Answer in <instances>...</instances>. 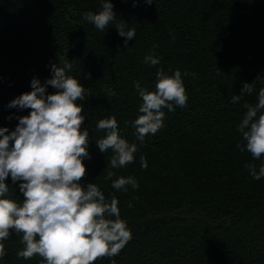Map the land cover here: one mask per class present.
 Here are the masks:
<instances>
[{
  "label": "trees",
  "instance_id": "obj_1",
  "mask_svg": "<svg viewBox=\"0 0 264 264\" xmlns=\"http://www.w3.org/2000/svg\"><path fill=\"white\" fill-rule=\"evenodd\" d=\"M103 2L0 0V128L12 131L30 113L8 105L32 90L33 78L43 84L52 64L70 62L66 74L87 90L77 102L91 156L83 160L81 183L96 184L106 199L114 195L132 233L117 256L94 264H264V177L256 180L245 168L254 164L258 171L264 157L237 148L244 143L242 105L256 103L264 87V0H110L126 30H136L127 47L115 25L100 31L83 19ZM148 54L159 64H146ZM160 69L181 72L188 99L174 111L162 109L164 126L141 143L132 124L142 104L135 85L155 91ZM244 83L253 92L233 104ZM113 116L119 135L138 148L133 163L120 169L108 167L113 153H101L95 142L105 136L97 122ZM108 171L115 173L110 180ZM121 176L134 177L139 187L112 188ZM5 183V198L22 203L21 181L13 184L9 175ZM21 238L12 232L0 241L6 251L0 264H46L39 255L17 256Z\"/></svg>",
  "mask_w": 264,
  "mask_h": 264
},
{
  "label": "clouds",
  "instance_id": "obj_2",
  "mask_svg": "<svg viewBox=\"0 0 264 264\" xmlns=\"http://www.w3.org/2000/svg\"><path fill=\"white\" fill-rule=\"evenodd\" d=\"M146 2L151 4L154 0ZM83 19L100 31L115 25L118 35L125 38V47L136 35L135 28L126 30L127 23L117 19L110 0H104L98 13L86 12ZM144 62L155 66L159 58L148 54ZM71 68L68 61L63 66L52 64L51 78L43 84L33 78L32 90L8 105L30 109V113L18 117L14 130L0 128V241L7 240L12 232L22 234L20 243L24 247L17 256L31 259L39 255L46 264H94L98 259L117 256L132 239L131 231L121 219L118 199L114 195L106 199L94 183L86 187L81 183L86 174L83 160L91 156L89 130L82 128L86 117L81 115L83 107L77 102L85 100L87 90L66 74ZM185 75L195 76V73ZM156 78L155 91H148L139 83L135 85L142 104L140 115L132 124L141 143L164 126L162 109L174 111V104L184 107L188 99L179 70L168 76L160 69ZM48 86L56 91L48 93ZM252 92V83H244L241 94L232 95V103ZM242 106L246 112L238 131L244 143L237 144V148L241 152L246 150L254 159H261L264 157V87L259 90L256 103L245 102ZM96 129L105 133L95 141L99 151L113 153L108 167L120 169L133 163L137 144L119 135L114 116L99 120ZM140 163L142 168H147L144 156L140 157ZM245 168L256 180L264 177V162L258 171L254 164H245ZM114 174L108 171L105 179L110 180ZM9 175L13 184L21 181L22 203L5 198L9 192L5 183ZM127 185L133 189L139 187L132 176H121L111 186L126 192ZM5 255V246L0 243V258Z\"/></svg>",
  "mask_w": 264,
  "mask_h": 264
}]
</instances>
